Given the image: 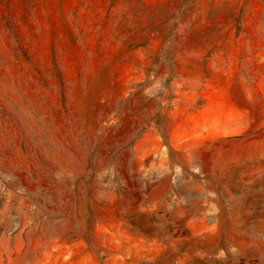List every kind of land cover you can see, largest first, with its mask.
<instances>
[{
    "label": "rangeland",
    "instance_id": "obj_1",
    "mask_svg": "<svg viewBox=\"0 0 264 264\" xmlns=\"http://www.w3.org/2000/svg\"><path fill=\"white\" fill-rule=\"evenodd\" d=\"M0 264H264V0H0Z\"/></svg>",
    "mask_w": 264,
    "mask_h": 264
}]
</instances>
